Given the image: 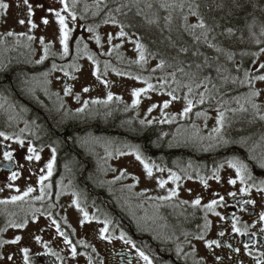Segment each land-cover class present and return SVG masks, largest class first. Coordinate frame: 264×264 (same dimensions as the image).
Segmentation results:
<instances>
[{"label": "flooded vegetation", "instance_id": "flooded-vegetation-1", "mask_svg": "<svg viewBox=\"0 0 264 264\" xmlns=\"http://www.w3.org/2000/svg\"><path fill=\"white\" fill-rule=\"evenodd\" d=\"M68 2L70 4V0ZM30 5L33 14H36L35 8L41 9L44 15L49 13L50 6L46 0H33ZM85 6L83 0H78L75 11L77 23L86 29L83 21L87 18L85 13L91 8ZM27 39L26 34H17V37L15 34L11 38L13 45L10 47H6L10 45L6 41L7 45L0 43V131L9 136H19L25 141L24 146H21L15 139L5 141L0 138V189H3L0 191V200L22 194L29 185L37 188V191L24 201L0 204V240L22 237L16 244L0 246V264L4 260L11 264H25L21 251L25 247L29 249V264H89V257L91 264H128L129 260L132 264H144L138 259L135 249L119 239L121 232L153 258V264H255V260L246 254L243 247V242L248 241L249 237L232 233L230 221L231 214L235 212L240 217L238 226L243 228L247 225L249 232L258 233L257 237L251 238L257 241L253 252L258 255L257 249L264 250V236L259 235V228L264 227V223L258 220L259 212L264 211V194H258L253 188L250 196H242L239 189L243 185L238 179L236 185L228 183L229 179H236V175L235 169L227 164L229 160L243 161L248 165L256 183L264 180V168L260 167V163L264 162V120L254 118L247 104V112L239 110L251 90L230 96H205L202 104L198 103L200 96L195 95L192 108L194 112L189 113L193 116L190 125L195 126L193 144L177 141L175 132L168 136L165 133L158 135L162 144L125 142L127 147L138 148L149 164L155 165L153 176L148 177L143 165L136 159L121 160L116 155L108 156L102 152L100 140L115 138L116 134L104 132L109 136L102 137L100 117L98 114L91 117L89 103L99 97L87 98L77 90L78 81L74 82L73 79L64 83V86L71 88L69 95H65L64 91L58 93L51 89L49 75L55 71L50 69L52 65L63 66L65 70L73 72L75 69L68 67L72 62L68 58H59L60 52L57 51L55 55L50 51L47 59L37 63L44 53L37 54L34 51L35 39H32L34 52L17 46ZM6 49L11 50L7 56L3 53ZM263 54L260 52L254 64L243 69L241 81L245 80V71L250 76L264 75V70L259 68V64L264 63ZM32 66H42L44 71H33L24 78L18 92L15 70L22 67L32 71ZM77 67H81V61ZM37 76L41 77L35 79ZM257 83L263 84V89L255 102L261 105V111L264 112V81H252L251 85L256 91ZM97 84L99 82L92 88L93 91L99 89ZM243 84L249 85L247 82ZM77 95L79 100L76 99ZM121 99L122 97L119 100ZM85 101H88L85 110L77 112L78 108L84 107ZM32 104L35 106H31ZM29 106L33 110L30 111ZM34 108L38 109V113ZM221 111L225 114V122L221 133L217 134L213 129L218 126L217 117ZM40 116L54 119L56 123L50 128H45L43 123L39 126L34 118L39 119ZM162 120L147 124L167 123H162ZM93 123L96 124L90 125ZM198 125L201 129H196ZM29 145L35 146L40 153L39 162L25 159ZM52 148L56 149L53 174L45 182L52 187L46 189L49 195L42 203L34 199L39 195L37 180L41 174L39 169L52 157ZM6 150L13 153L11 160L4 159L3 153ZM152 150L162 153L159 152V155L156 151L153 154ZM164 151L172 152L167 154ZM217 168L219 181L213 178ZM12 171L20 173L15 181L9 180ZM122 171L126 173L123 177ZM170 171L180 175L181 179L175 183L168 180ZM201 178L207 179V187L201 182ZM160 179L168 180L163 188L158 186L157 181ZM8 184H12L13 188L7 187ZM16 187L20 189L19 193L14 190ZM172 189H177V196L171 200L157 199L167 196ZM229 192H237V196L230 197ZM217 193L224 196L228 206H217L216 211L226 215L227 221H221L213 213H206L203 208L212 199H218ZM197 197L201 198V205L194 207L191 202ZM245 198L255 199L256 204L248 205L241 211L239 202ZM76 199L90 216L95 215L101 220L107 218L112 222L107 233L111 237L110 242L99 238L98 230L103 227L101 223L93 220L80 226L78 221L83 218L82 213L72 203ZM183 201L188 203H182ZM37 208L52 212L53 218L61 225V231L76 244L78 255L75 258L71 256L69 246L63 243V237L57 234L46 215L36 213L37 219L33 220L32 213ZM205 215L212 222L210 229L204 233L205 240L222 239L225 245L231 243L234 248L239 247L238 254L226 246L208 249L205 240L193 238L203 229ZM24 219L28 220L25 228L7 226L9 221L22 222ZM254 223L255 228L252 227ZM221 229L226 232L222 238L217 236ZM37 235L42 238L41 242L35 240ZM81 240L88 244L87 248L78 243ZM45 243L47 248L44 247ZM178 247L182 250L179 253ZM50 251L58 253L63 261L47 254ZM213 252L221 256L222 260L216 261ZM9 256L12 257L11 260L8 259Z\"/></svg>", "mask_w": 264, "mask_h": 264}, {"label": "trees", "instance_id": "trees-1", "mask_svg": "<svg viewBox=\"0 0 264 264\" xmlns=\"http://www.w3.org/2000/svg\"><path fill=\"white\" fill-rule=\"evenodd\" d=\"M179 3L180 0H103L98 14H94L97 13V5L90 7L92 11L88 10L85 13L87 14V18L83 22L86 29L91 26L95 30L106 25L114 26L119 30L120 24H123L125 31L129 33L128 37L139 39L146 45L148 52L154 54L148 56L149 61H156V65H158L161 59L166 62L163 69L157 68L155 65L152 66L148 62L144 64L145 68L127 65L124 67L123 73H125L128 79L139 76L142 79H150L154 80V83L156 81L159 83L161 78H165L167 80V85L165 86L167 92L173 90L171 88H176V86H179V89L183 88L188 91V87H185V85H190L194 91L193 95L196 96H200V93L205 92V87L209 90L205 96H230L247 93L254 89L255 87L252 85L241 83V79L243 78L242 73L244 68H248L254 64V60L258 58L260 48L264 47V43L257 44L254 42L255 37L249 32L247 25L252 23L253 17L258 22L264 21V0H240V3L243 5L241 8H236L232 0H197V3L200 4L199 11L205 19L209 22L213 20L219 22L220 27L215 30L217 34L225 33L229 27L233 29L231 37L226 34L216 36L215 43L224 49L223 52H217L214 48H209L207 44L202 42L197 43L193 39V36L185 31L183 15L188 13L187 6L183 10L179 7L161 6L162 4L178 5ZM221 3H223V7H218ZM148 5H151V7H148ZM121 6H123L121 12H115V9ZM109 12L120 23L105 24L103 21L107 18ZM196 20V17L188 16V23H196ZM149 21L153 22L150 23ZM253 31L259 36L258 26ZM86 38H91V36H87ZM261 39L264 40V37ZM182 47H186L188 51L181 52L180 49ZM229 53L233 54L231 60L228 59ZM242 53L247 54L242 55ZM251 53H257V55L252 56ZM120 64L122 63L118 65ZM238 64H240V67H238ZM197 65L200 67H197ZM22 67L15 70V83L18 92H20L19 89L22 86L24 78L31 75L33 71H44L42 70V66H32V71L27 70L29 68L23 69ZM179 68H183L184 72L178 71ZM218 68L220 69L219 72L217 71ZM154 69L155 71H153ZM173 72H175V81L170 75ZM205 77H208L209 80H205ZM234 77L237 78L235 82H233ZM156 85L159 87L158 84ZM197 85L200 86L197 87ZM160 88H157V90ZM19 94L21 95L22 93ZM16 99L18 100V97ZM127 102V100L121 99L118 100V103H115L118 108L120 106L125 107L126 111H128L127 108L135 107L127 114L117 115L116 119L99 118L100 129H102L103 133L102 137H108V134H104V132H107L116 134L119 141L129 144H143L145 142L162 144L163 141L158 135H162L163 133H165V136L170 135L174 132L176 125L180 121L165 124H141L140 119L136 115H133L137 112L136 109L139 105L129 106ZM31 106L35 105L32 104ZM31 106H29L30 111L33 110ZM201 109L204 110V108ZM34 110L38 113L37 108H34ZM193 112L192 110L191 113ZM187 117L192 121L193 116L191 114H188ZM34 121L39 126L40 123H43L45 128H50L52 124L56 123V120H51L47 116H40L39 119L34 118ZM129 121H131L129 129L123 128L124 123ZM132 121L136 124L140 122L136 126L138 129L133 128ZM156 151L152 150V153L154 154ZM148 152L151 153V151ZM159 152L162 153V151L158 150L157 153L159 154ZM164 152L166 153L167 151ZM171 152H167V154Z\"/></svg>", "mask_w": 264, "mask_h": 264}, {"label": "snow or ice", "instance_id": "snow-or-ice-1", "mask_svg": "<svg viewBox=\"0 0 264 264\" xmlns=\"http://www.w3.org/2000/svg\"><path fill=\"white\" fill-rule=\"evenodd\" d=\"M102 2H103V0H96L97 13H94V14H98V12L101 10L100 4ZM24 3H25V5L28 6V15H29V17H31L33 15V10H32V6L29 4V0H24ZM59 3L62 5V8L60 10L48 8V12L54 14L56 21L59 24L60 44L63 47L62 56H68V54H69L68 41H69V37L71 35L72 30L69 28L66 20H67V17H70L73 22H75L77 20V13L75 11V6L78 3V0H72L71 5L69 4L68 0H59ZM232 3L236 8H241L243 6L240 3V0H232ZM161 6L162 7H179L181 10H183L185 8V6H187L188 13L186 15H183L185 31H187L190 35H192L193 39L197 43L202 42L204 44H207V46L209 48H214L217 52H223L224 49L220 48L219 45L215 43L216 36L226 34L227 36L231 37L233 35V29L231 27L227 28L225 33L217 34L215 30H216V28L220 27L219 22H217L215 20H213L212 22H209L208 20H206L204 18V16L202 15V13L199 11L200 4L197 3V0H180V3L178 5L162 4ZM8 7H9V5L7 3H4L3 0H0V9L6 10V9H8ZM122 7L123 6L116 8L115 12H117V13L121 12ZM148 7H151V5H148ZM218 7H223V3L218 5ZM62 12L67 13V17L65 15H63ZM188 16L196 17L197 18L196 23H193V24L188 23ZM42 22L45 25H47L49 23L47 18H43ZM103 22L105 24H107V23H112V24L120 23L117 21L115 16L112 15L111 12H109L107 18ZM149 22L151 23L153 21H149ZM19 23L24 24L25 21L20 20ZM28 23H29L31 28L36 27V25L30 19H29ZM257 26L259 27V36H257L256 32L253 31V29L256 28ZM247 27H248L249 32L252 34V36L255 37V41H254L255 43H257V44L264 43V40L261 39L262 37H264V21L258 22L256 20V18L253 17L252 23L248 24ZM87 30L89 32L95 31V29L91 26H89ZM7 34L9 36L14 35V33H12V32H9ZM19 35H24V33H20ZM128 36H129V33L125 31V27L123 26V24H120L119 31L115 34V37L111 33L108 34V42L111 45L112 40L114 38H120L123 41V39L128 37ZM28 39L32 40V39H34V37L28 36ZM94 39H95V42L97 45L101 44V38L99 35H95ZM40 42H41V44H44L43 37L40 38ZM129 42L134 44V49H135L136 53L138 54L137 59L135 61H133L134 63L143 66L144 64L147 63L148 56L154 55V54H151L148 52L146 45L144 43H142L139 39L130 40ZM121 46H122L121 43H117L115 45H112V47L110 48L109 52L106 53V55L110 56L112 54V51L119 49ZM87 47H88V45L85 44L84 45L85 50H87ZM180 51L181 52H187L188 49L186 47H182L180 49ZM260 52L264 53V47L260 48ZM245 54H247V53H242V55H245ZM48 55H49V46H45L44 47V55L41 57L40 61H37V63L43 62V60L47 59ZM232 55L233 54H231V53L228 54L229 60L232 59ZM251 55L256 56L257 53H251ZM88 59L90 61H92V63L94 65H96V67L93 70L92 75L95 76L97 80H100V82L102 84L107 86L108 81L102 79V77H101L99 62L92 55H90L88 57ZM165 63H166L165 60L161 59L157 65V68L163 69L165 66ZM68 67L74 68L76 71L80 70L75 65H69ZM197 67H200V66L197 65ZM108 68H109V64L106 61L105 65H104V73L105 74L107 73ZM259 68L261 70H264V63L259 64ZM52 70H60V71L64 72L65 76H70L69 71L65 70L63 66H58L56 64H53ZM113 71H116V70L113 69ZM153 71H155V69ZM178 71L184 72V69L179 68ZM217 71L219 72L220 69L218 68ZM116 74L117 75H125V73L119 72V71H116ZM45 75H47V74H45ZM170 75L172 76L173 80L175 81V72L171 73ZM244 75H245V80L241 81V83L247 82L249 85H251L253 80L264 81V75L250 76L247 71H245ZM70 78L75 79L76 77L71 76ZM135 79H142V78L137 76V77H135ZM204 79L209 80L208 77H205ZM236 79L237 78L234 77L233 82H235ZM144 83L146 84V87L133 89L132 95L135 98L133 100V106H136L140 103L139 98L141 97L142 94H146L147 92H149L151 90H155V88H156L155 85L148 82L147 80H144ZM166 85H167V80L165 78H161V83H160L159 87L163 88ZM199 86L200 85H197V87H199ZM185 87H188V93L191 94L193 91L191 86L185 85ZM83 91L88 92V91H90V89L88 87H85L83 89ZM208 91L209 90L207 89V87H205V92L200 93V99H199L198 103H201V104L204 103L205 95H206V93H208ZM64 92H65V95L71 94V88L69 86H65ZM168 95L172 97V100H176L179 98L175 95V90L169 91ZM259 95H260V92L254 90V89L251 90L248 93V95L245 97V103L240 105L239 110L243 111V112H247L249 110L248 107H245V104H247L250 106L254 118L258 117L260 120H264V112L261 111V105H259L255 102V98ZM76 99L79 100L80 97L77 95ZM112 99H113V95L111 92H109L108 96H107V101H111ZM184 99L186 101V106L184 107L183 112L180 115L187 116L192 111V108L194 105H193V100L190 99L188 95H186L184 97ZM107 101H104V102L106 103ZM100 102L101 101H98V100L92 101V103H100ZM170 103H171V101L165 100L163 102L162 107L164 109H167L169 107ZM237 103H239V101H237ZM87 105H88V101H85L84 107L78 108L76 111L77 112H83L85 110V108L87 107ZM152 107L155 108L156 105H153ZM151 110L152 109L150 108L149 111H151ZM233 111H235V110H233ZM197 115H201V114L197 113ZM161 122L163 123L165 121L162 120ZM224 122H225V114L223 111H221V112H219L218 117H217V125L218 126L213 129V132H215L217 134L221 133V130L224 126ZM144 123H145V121H141V124H144ZM148 123H151V121H148ZM23 131L24 130L22 129L21 132H23ZM0 138H3L5 141L15 139V141L18 144H20L21 146H24V144H25V141L23 139H21L19 136H15V137L9 136L4 131H0ZM6 147H7V145H6ZM51 152H52V157L45 164V166L43 168L39 169V173H41V174L38 176V180H37V184L39 186V188H38L39 195L35 196L34 199L37 201H41L42 203L44 202L45 197L47 195H49L48 192L46 191V189L52 187L51 184L45 183L46 181L49 180V178L53 174V167H54V163H55V159H56V149L52 148ZM27 153H28V155L25 156V159L29 162H31L33 160H35L36 162H39L41 160V155L37 151V148L35 146L29 145L27 147ZM128 154L134 155L135 159L137 161H139L140 164L143 165V168H144L148 177L153 176V168L155 167V165H150L149 162L143 157L142 153L140 152V150L138 148L133 149V151L130 153L119 152V155H128ZM3 157L5 160H11L13 158V153L11 151L6 150L3 153ZM227 164L230 168L235 169V175H236V179H229L228 183L231 185H236L237 179H238L240 181V183L243 185L239 189V193L242 196H244V197L250 196L253 188L255 189V191L258 194H264V180H261L259 183H256L255 178L252 176L251 172L249 171V167L246 163H244L243 161H240V160H229V161H227ZM220 167H223V165H220ZM260 167L264 168V162L260 163ZM45 169H46V174H45ZM158 170L163 171V169H158ZM218 171H219V168H217L216 172L213 173V178H215L217 181H219V179H220L219 175L217 174ZM125 174L126 173L122 171L121 177H123ZM19 176H20V173H18L16 171H12L11 175L9 177V180L15 181ZM188 178L191 179V176H189ZM180 179H181V176L178 175L177 173L172 172V171L169 172L168 180H171L172 182L175 183V182H178ZM168 180H164V179L158 180L157 181L158 186L163 188L168 183ZM201 182L204 184L205 187L208 186L206 178H201ZM7 187L13 188V185L8 184ZM129 187H131V186H129ZM2 190L3 189H0V191H2ZM14 190L17 193L20 192V189L18 187H16ZM35 191H37V188L29 185L26 188V190L23 191L22 194L13 195L9 199L0 200V204H8V203H16L18 201H24L26 197H29V195ZM189 191H191V190H189ZM74 195H76V194L74 193ZM177 195H178L177 189H172L167 196L158 197L157 199L171 200L173 197H175ZM216 196L218 197V199L217 198L212 199L207 204H204L203 208H204L206 213H209V212L213 213L215 216L219 217L221 221H227L226 215H222L220 212L216 211L217 206H223V207L228 206L225 203V198H224V196H220L218 193L216 194ZM228 196L235 198L237 196V192H229ZM72 203H73V205H75L76 209L82 213L83 218L78 221L80 226L83 227L86 223H91L93 220L97 221L98 223H101L103 225V227L99 228V230H98L99 238L102 240H107L110 242L111 237L109 235H107V233L109 231V225L112 222L107 218L101 220L99 217H97L95 215L90 216V214L86 210V208L81 206V203L79 202L78 199L73 200ZM182 203H188V201H183ZM191 203L194 207L200 206L201 205V198L197 197ZM255 204H256L255 199L245 198L239 202V207H240L241 211H244L246 206H248V205L255 206ZM49 207H54V205H49ZM233 207H235V205H233ZM36 213H40L41 216L46 215L50 219L51 225L55 227L57 234L59 236L63 237V243L65 245L69 246L71 256L73 258H75L78 255V250H77L76 244H74L73 241L71 239H69V236L67 234H65V232L61 231V225L57 222V220L55 218H53L52 212L48 211L47 209L42 211L40 208H37L32 213L34 221L37 219ZM231 216H232V219L230 221L231 232L234 234H237L241 237H249L248 241L243 242V247L245 249L246 254L248 256H251L255 260V264H264V250H258L257 249L258 255L254 254V252H253V249L256 248L257 241L254 239H251V238L257 237L258 233L256 231L249 232L247 225H244L243 228L238 226L240 224V217L237 216L235 212H233L231 214ZM258 220L260 223H264V211L259 212ZM27 223H28L27 219H24L22 222L9 221L7 226L17 228V229H22V228H25L27 226ZM211 223L212 222L207 219V215H205L203 229L198 234L194 235L193 238L197 239V240H205L204 233H206L210 229ZM252 227L255 228L256 224L254 223L252 225ZM225 235H226V232L223 229H221L217 233V236L221 237V238L224 237ZM259 235L264 236V227L259 228ZM21 239H22V237L16 236L14 239H11V240H0V246H2L4 244H9V243L16 244ZM41 239L42 238L38 235L35 237V240L37 242H41ZM119 239L122 240L125 245H130L132 249H135L138 259L142 260L144 262V264H153V258H151L148 254H146V252L144 250H141L140 248H138L137 245L132 240L127 239L123 232L120 233ZM78 243L83 244L85 248L88 247V244L85 243L83 240L78 241ZM205 246L208 249H213L214 246H215V248H220L222 246H226L237 254L240 252L239 247L234 248L231 243H228L227 245H225L224 241L222 239L205 240ZM44 247L47 248L48 245L45 243ZM93 250H95V249H93ZM21 251L23 253V258H24L25 264H29V249L27 247H25V248H22ZM180 251H182V250L178 247L177 252L179 253ZM47 254L55 256L57 258V260L63 261V257H61L56 252L50 251ZM213 255H214L216 261L222 260V257L215 255L214 252H213ZM8 259L11 260L12 257L9 256ZM89 264H91V257H89ZM128 264H132V261L129 260Z\"/></svg>", "mask_w": 264, "mask_h": 264}, {"label": "rangeland", "instance_id": "rangeland-1", "mask_svg": "<svg viewBox=\"0 0 264 264\" xmlns=\"http://www.w3.org/2000/svg\"><path fill=\"white\" fill-rule=\"evenodd\" d=\"M33 0H29V4ZM85 7H95L96 0H83ZM4 3H7L9 5L8 9L3 10L0 9V43L7 45L6 42H8L10 45H7L6 47H10L11 45V38L15 36L17 37V34L24 33L27 36L34 37L36 44H34V51L38 53H44V47L49 46V52L55 53L60 52L59 58H68L69 62H72V65L78 66L79 61H81V67H78L80 70L76 71L74 70L73 73H70V76H65L63 71L55 70L53 73L49 75V80L51 82V86L55 92L58 93L61 91H64V83L65 82H71L70 78L71 76H75L76 78L73 79L74 82H76L77 90L80 91V93H84V95L87 98L91 97H99L95 100L101 101L100 103H89V112L92 116H99L104 119L107 118H113L116 119L117 115H125L127 114L132 108H127L128 112L126 111L125 107L120 106L119 108L115 103H118V100L122 97V99L127 100L129 103V106H133V100L135 99L132 95L133 89L137 88H143L146 87V84L144 83V80L147 79H135V78H129L125 75H117L116 71L119 72L124 71V67L127 65H135L138 68H145V66L138 65L134 63L138 57V54L136 53L134 49V44L129 42L130 40H134L133 38L126 37L123 39V41L120 38H114L112 40V44L110 45L108 42V34L111 33L115 37V34L119 31L114 26H101L98 28V30H95V33L89 32L87 29L83 28L82 25L77 23V20L73 22L70 17H67V13H63L67 17L66 22L68 23L69 28L72 30L71 35L69 37V54L68 56H62L63 53V47L60 44V30H59V24L56 21V18L54 14L48 13L44 15L43 11L39 8H35V13L31 17L28 15V6L25 5L24 0H3ZM46 2L49 4L50 8L60 10L61 4L59 3V0H46ZM72 3V0H70V5ZM81 6V5H80ZM82 7V6H81ZM76 8V7H75ZM43 18H47L49 23L45 25L42 20ZM29 19L36 25L35 28H31L28 21ZM24 20V24H20L19 21ZM16 31V33L14 32ZM77 31V32H76ZM12 32L14 35L9 36L7 33ZM79 32V33H78ZM95 35H99L101 38V44L97 45L94 39ZM87 36H91V38H86ZM43 37L44 44H41L40 38ZM5 38V39H4ZM6 41V42H5ZM33 40H24L22 42H19L17 46H19L22 50H32V44ZM48 43L47 45H45ZM117 43H121L122 46L119 49H116L112 51V54L106 55V53L109 52L112 45H115ZM87 44V50H85L84 45ZM32 50V52H34ZM11 50L6 49L4 50V55H9ZM36 54V53H35ZM50 54V53H49ZM92 55L95 57V59L99 62V68L101 71V77L104 80L108 81V85L105 86L100 82V80H97L95 76L92 75L94 68L96 65L92 63L88 59V57ZM126 55V56H125ZM49 56V55H48ZM58 57L57 60H58ZM127 57V60H125ZM48 58V57H47ZM262 59L264 60V54L262 55ZM38 59L37 61H40ZM108 62L109 68L107 70V73H104V65L105 62ZM111 62L122 63L120 65H112ZM147 62L153 66H157L156 61H149L147 58ZM123 65V67H122ZM122 69H120V68ZM52 70V67L50 68ZM115 69L116 71H113ZM37 76L34 77L35 79H38ZM48 77V76H47ZM148 82L152 83L156 86L155 90H151L147 92L146 94H142L139 98L140 103L138 104L139 107L136 109L135 115L140 118L141 120L145 121L147 123L148 121L155 122L157 120H164L165 122H177L179 121L178 125H176V128L174 129L176 140L181 143H191L194 142V132H195V126H192L190 124L191 120L188 117L180 115L183 112L184 107L186 106V101L184 97L186 95L189 96L190 99H194L195 95L194 91L192 94H189L187 90L180 88L179 86H176V88L172 87L171 89L175 90V95L179 97L176 100H172V97L168 95V92L165 90V87L160 88L157 87L160 85L161 81L159 80V83L156 81L154 83V80H147ZM99 89L96 91H93L92 88L96 86V83H98ZM48 83V82H47ZM81 86V87H80ZM258 89V92L262 94L263 84L257 83L255 85ZM85 87H90V91L84 92L83 89ZM157 88H160L157 90ZM111 92L113 95V99H116L114 102L107 101L108 93ZM193 95V96H192ZM114 96H119L114 97ZM165 100L171 101L169 107L167 109H164L162 107L163 102ZM104 101H107L106 103ZM156 105L155 108L152 106ZM152 109L149 111V109ZM27 122V120H25ZM151 122V123H152ZM133 128L138 129L136 127L139 125L135 122H133ZM144 123V124H145ZM131 121L124 123V127L126 129H129ZM135 125V126H134ZM196 129H201V126L198 125ZM100 146L103 153L106 155H116L117 158L121 160H131L135 159L134 155L128 154V155H119V152H126L130 153L133 151V147L126 146L125 142L119 141L117 137L112 139L102 138L100 140ZM128 149V151H126ZM2 264H11L10 262L4 260Z\"/></svg>", "mask_w": 264, "mask_h": 264}]
</instances>
